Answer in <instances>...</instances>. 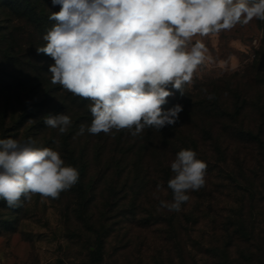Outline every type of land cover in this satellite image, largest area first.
Here are the masks:
<instances>
[{"label": "trees", "instance_id": "trees-1", "mask_svg": "<svg viewBox=\"0 0 264 264\" xmlns=\"http://www.w3.org/2000/svg\"><path fill=\"white\" fill-rule=\"evenodd\" d=\"M0 5L7 15L0 30L4 39V50L0 49V121L6 133L2 139L25 142L31 137L36 146L53 148L66 164L79 170L78 183L67 191L66 209L79 213L86 223L88 264L103 263L105 238L110 237L104 224L108 220L93 221L94 212L113 213L126 230L166 223L175 231L170 215L175 211H154L161 200L172 198L167 188L173 176L170 163L181 149L195 150L206 162L207 172L205 186L193 192L196 200L183 204L178 214L188 222L192 218L194 225L201 224L200 214L211 218L205 227L225 233L219 240V247L224 246L220 255L229 257L227 249L238 240L247 247V253H240L247 264H264V76L236 74L233 79H214L193 91L184 90L185 96L169 86L173 95L163 108L179 103L183 111L175 125L160 132L150 128L137 137L127 130L111 135H76L80 124L91 123L90 101L53 85L49 65L54 61L36 51L45 44L43 35L55 24L49 15L60 9L49 7L45 0H0ZM19 22L41 35L36 45L30 41L28 50L18 44ZM62 113L72 120L65 134L47 127L42 119ZM158 184H163V190L157 191ZM225 192L237 199L231 215L223 213L218 201ZM25 206L23 202L22 207L12 210L20 214ZM2 208L11 210L5 201ZM83 216H91L90 221ZM6 217L3 225L15 232L13 225L18 219L9 213Z\"/></svg>", "mask_w": 264, "mask_h": 264}, {"label": "clouds", "instance_id": "clouds-1", "mask_svg": "<svg viewBox=\"0 0 264 264\" xmlns=\"http://www.w3.org/2000/svg\"><path fill=\"white\" fill-rule=\"evenodd\" d=\"M60 10L55 24L37 47L54 61L51 83L90 101V124L76 135H111L127 130L133 137L145 129L160 132L175 125L183 105L164 109L173 95H184L200 66L209 60L203 38L264 21V0H52ZM212 99V96L208 97ZM59 134L68 132L65 113L42 117ZM171 200L160 207L179 212L190 193L206 183L207 164L193 149H181L170 163ZM79 170L66 164L51 147H38L29 137L0 139V200L20 208L33 196L58 199L79 181ZM163 184L157 185V191Z\"/></svg>", "mask_w": 264, "mask_h": 264}, {"label": "rangeland", "instance_id": "rangeland-1", "mask_svg": "<svg viewBox=\"0 0 264 264\" xmlns=\"http://www.w3.org/2000/svg\"><path fill=\"white\" fill-rule=\"evenodd\" d=\"M45 2L51 8L60 9L59 5L52 4V0ZM6 18L0 5V30L6 25ZM17 26L18 44H22L23 50L29 49L30 41L36 45L40 40L41 35L24 24L19 22ZM2 36L0 32V49L4 50ZM203 42L209 50L210 60L200 66L192 84H186L184 90L193 91L196 86L214 79H233L236 74L240 77L255 74L264 76V21L253 19L247 25H237L230 31L205 37ZM3 50L0 51V68ZM1 123L0 139L6 135L3 134ZM92 175L93 169L89 172L88 180ZM226 194L229 193H223L218 201L223 213L231 215V208L238 203L237 199ZM99 195L100 191H97ZM189 195L190 199L194 198L193 192ZM159 197L162 199L163 194L159 193ZM155 199H158V195ZM67 200V191L62 192L58 199H41L35 195L31 201H26L24 211L20 214L2 208L4 200H0V264H88L91 258L88 257L84 238L89 235V231L79 213L66 209ZM156 207L154 212L161 214L163 208L159 205ZM8 213L14 220L18 219L13 225L15 232L3 225ZM170 215L174 217L175 231H170L166 223L148 229L133 226L131 230H126L119 223L121 219L113 217V213L103 215V210L94 212L92 220H108L104 224L110 232V237L105 238L102 264H247L240 254L247 253V247L241 241L236 240L235 246L227 249L229 257L220 255L224 254V249L220 251L224 246L219 247V240L225 233L205 227L211 218L205 219L204 214H200L201 224L194 225L192 218L188 222L178 212ZM82 218H87L88 222L91 216Z\"/></svg>", "mask_w": 264, "mask_h": 264}]
</instances>
